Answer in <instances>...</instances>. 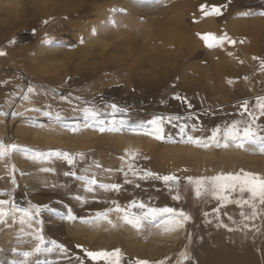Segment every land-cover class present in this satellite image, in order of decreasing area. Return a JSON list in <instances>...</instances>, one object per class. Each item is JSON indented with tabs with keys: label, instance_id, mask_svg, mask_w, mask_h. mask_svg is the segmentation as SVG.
<instances>
[{
	"label": "rangeland",
	"instance_id": "374dc122",
	"mask_svg": "<svg viewBox=\"0 0 264 264\" xmlns=\"http://www.w3.org/2000/svg\"><path fill=\"white\" fill-rule=\"evenodd\" d=\"M68 1L22 0L11 17L13 24L0 14V44L10 45L11 59L24 60L23 65L10 69L13 74L0 77V264H55L58 262L43 259L50 246L64 249L72 243L83 250L91 264H96L94 258L100 252L116 260L117 246L127 244L129 235L135 234L133 226L139 222L146 230H154L149 235L156 241L154 248L168 246L174 240L177 244L156 259H134L126 253L123 258L128 261L122 264H199L200 217L232 192L251 190L264 195V177L222 169L210 154L218 156L232 145L258 150L262 144L251 142L249 134L244 133L234 139L227 135L217 140H191L180 130L165 136L168 116L163 113L171 114L176 102L183 109L190 106L187 97L200 96L198 79L206 76L215 80L214 75L219 73L221 87L207 95L209 108L241 111L249 120L264 117V78H260L264 54L244 50L249 44L241 41L247 39H240L247 29L264 27V0H215L221 3V16L210 12L186 17L183 23L198 41L192 38L194 51L185 56L184 62L198 64L196 68L187 66L182 78L178 73L183 66L175 60L183 58L186 45L175 50L172 40L165 39L166 29L155 28L159 22L155 13L163 12L173 1L182 4L183 0ZM113 1L116 7L107 8V20L101 21L103 12L95 5ZM198 2L202 7L212 5L210 0ZM37 5L49 15L41 10L39 16ZM54 7L55 11L51 9ZM128 13L132 18L115 22ZM40 17L47 20V28L31 24ZM108 17H113L115 24ZM25 19L29 25H18ZM132 19L137 23H130ZM213 28L220 33L218 40L215 36L209 40ZM86 29L98 33L86 39ZM143 32L149 33L150 47L155 44L152 50L143 49ZM261 43L264 47V40ZM172 46L169 53L175 59L161 54ZM217 50L221 51L218 55ZM154 52L157 61L149 58ZM175 73L178 80L174 79ZM161 77L165 78L163 85L157 84ZM241 83L248 85L244 92L239 90ZM137 84L149 86V91L135 93ZM224 127L231 131L230 125ZM169 148L177 150L176 156L168 153ZM193 149L205 157L201 158V167L192 165L190 171L187 165H172L176 157ZM263 152L259 154L264 157ZM138 161L144 165L139 167ZM125 168L141 174L154 172L159 182L151 186L143 181L141 197L145 202L125 198L93 211L91 217L67 208L62 192L47 183L53 172L66 170L80 181L94 174L99 181L112 185L121 180ZM156 205L161 206L152 209ZM10 216H15L16 222L11 221L14 228L9 226ZM108 216L115 229L105 236L102 228ZM130 218H138L139 222L131 224ZM58 220L65 223L54 232ZM174 222H180L179 230L173 229Z\"/></svg>",
	"mask_w": 264,
	"mask_h": 264
},
{
	"label": "bare ground",
	"instance_id": "6f19581e",
	"mask_svg": "<svg viewBox=\"0 0 264 264\" xmlns=\"http://www.w3.org/2000/svg\"><path fill=\"white\" fill-rule=\"evenodd\" d=\"M21 1L22 0H0V14H3L7 18H9L10 20L9 22H11V24L14 23L13 18L11 17L14 15L15 9L18 10V8L21 6ZM210 1L211 2L209 3H211L212 5L208 7H202L199 4L198 0L197 1L191 0L190 4L185 3V0H183L182 4H179L173 1L171 4H169V7L167 9L165 10L163 9L164 10L163 12L158 11L160 12L158 13V15L157 13H155L156 14L155 17L159 18V22L155 25V28L158 27L160 29L162 28L166 29V32H167L166 34L168 35H165V39L172 40L175 50H176V47H180V46L183 47L184 44L186 45V47H183V55H181V57L183 58L181 59L179 57L177 60H175L176 63L178 62L177 63L178 65L182 64L183 66L182 67L183 70L178 73L179 74L178 76L181 78L183 75V71L187 68V66L196 68L198 64V62L197 63L196 62L189 63V61L188 63L184 62L185 56L189 54H193V51H194L193 44H195V42H192V38L195 39L196 34L192 30H189L184 25L183 20L186 17H189L191 15L203 16L204 14L210 13V12L213 13V15L221 16V5H219L221 3L219 2L216 3L215 0H210ZM65 2L69 3L68 0H65ZM48 3H50V1H48ZM41 5L44 6V4H41ZM41 5H37V7L39 6V8H37L38 9L37 12L38 11L40 12L41 10H43ZM48 5L51 6V4H48ZM64 7H65V3H64ZM68 7L66 6L65 8H68ZM112 7L114 8L116 7L114 1L108 3L105 6L95 5V8L98 9L99 12H103L102 15L100 16L101 21L107 20L106 18L108 15L105 13L107 11V8L109 9ZM47 8H50V7H47ZM58 8L59 7H57V10ZM51 9L54 10L55 7ZM66 10L68 11V9ZM43 11L44 13L45 12L47 13V11L45 10ZM39 12H38V15H39ZM46 15H49V14H46ZM42 18L43 17L33 20L31 24L34 25L35 27L47 28L48 27L46 24L47 20H45V18L43 20ZM129 18H132V15H130V13L123 14L122 16H119L115 22L119 23L121 20L124 21V19L127 20ZM108 19L112 20V24H115V22L113 23V17L112 18L108 17ZM134 19H132V21H129V22L135 23L136 20ZM129 22L126 21V24H129ZM49 23L50 21L48 22V24ZM18 25H29V23L25 19V20H21ZM139 28H141L142 30L143 26H140ZM97 30H99V28H97ZM97 33L98 31H95V29L90 32H88L86 29L83 34L86 39H92L94 34H97ZM210 33L211 34L208 36L209 40L212 39V36H215V38H217V36L220 35V33L214 31V28L210 31ZM153 34L151 37H153ZM143 36H144L143 37L144 38L143 49H148L150 47L148 42L151 43L149 39V33L143 32ZM240 37H241L240 39L242 38L247 39V40H241V41L245 43L247 42L246 44H249V46L244 44V46L246 45L244 50L245 49L247 50L255 49V52H257L258 55L263 56L262 54H264V47L263 45H261L262 44L261 41L264 40V27L263 26L251 27L247 29V31ZM159 38H162L163 40L162 36ZM217 40H214V41H217ZM195 41L197 42L198 39H195ZM206 42H209V41H206ZM188 43H190V45H187ZM152 46L150 47L151 50L155 47V46L153 47ZM180 48H178V50ZM172 49H173V46L170 47L169 49H163L161 54L172 57L173 55L169 53V50H172ZM9 50H10L9 44L8 45L7 43L5 45L0 44V77L2 75H4L5 77L10 76V74L14 73L10 69L14 67H18L19 65H23L24 63L23 62L24 60L21 61L16 58L11 59L12 54H10ZM90 51H89V54H90ZM210 51H214L213 48H210ZM220 52L221 51L217 50L215 54L218 55L220 54ZM149 58L151 60H156V61L158 60V56L155 55V52L152 53L151 57ZM213 67L214 66H212V68ZM76 70L77 69L75 68L73 72L74 76L76 74ZM173 76H175L174 79L178 80L176 73ZM220 77H221V74L219 73L214 75L215 80H212V77L211 79H208V77L202 76L200 79H198L199 80L198 85L201 89L199 98H195L192 96L187 97L186 100L189 101L190 106H186L185 109H183L181 105L180 106L178 104L176 105L177 103L176 102L175 105L172 106V109H170V111L173 114H177L176 116H174L172 113L171 114L163 113L164 115L168 116V118H166L164 121L166 123L165 125L166 130H164L165 132L164 135L166 136V135L176 132V130H180V131H184L186 135L190 137L191 140H203V139H206L207 137L209 139L217 140L216 138H219V139H221V137L225 138V136L228 137L227 135H230V137L234 139V137L237 138L243 133L245 135L249 134L250 136L248 135L249 137L248 139L251 142H254L255 144H262V146L257 147L258 150H254L253 147H249L247 145H245L246 147L243 146L241 149H238V147L232 145L226 149H222L221 154H219L218 156H216L217 154L216 155L214 154V156L213 154L212 155L210 154V158L214 160V164L221 166L222 169L226 168V169L231 170L233 168L232 170H235L236 172H240L244 174H251L252 176L264 177V157L261 156L262 154H259L264 151V117H259L256 119L249 120L248 117H244L245 114L244 116L241 115V111L226 112V111H223L222 109V111L218 112L217 110H215L216 108H212V109L209 108L210 104H207V100H206V98H208L207 95L212 92L213 88L216 90L220 89L221 87ZM260 78H264V72L261 74ZM225 79L223 78V83L224 81H226ZM165 83L166 82H165L164 77H161L159 81L157 82V84H161V85ZM139 85L140 84H137L135 86V89H134L135 93L144 94L149 91V86L141 87ZM247 86L241 83L240 88H239L240 92L246 91ZM191 99L193 101H191ZM246 122H247V125L246 127H244L245 126L244 124H246ZM225 125H230V128H231L230 132L224 130ZM242 149L245 151H243ZM167 151L169 154L176 156L175 152L177 150L175 151L172 148H169ZM251 151H253L255 154L251 153ZM184 153L182 152V154ZM202 153L205 154V152H202ZM91 155L92 153L89 155V157ZM201 158L205 159V157L201 156V152H198L197 150L193 149V150L187 151L186 154L182 156L180 155V157H176V159L172 161L173 162L172 165H178V166L187 165L188 167L191 168L190 169L191 171L194 166L197 168L201 167V165L204 163L201 160ZM137 165L139 167L140 166L142 167L144 163L143 161H138ZM192 165L194 166L192 167ZM170 167L171 166H169V168ZM51 168H54V167H51ZM205 170H210V168L208 169L206 168ZM122 176H121L122 178H120L121 180H119L116 183L114 182L115 184L111 185V184H108V182L105 183L106 181H99L98 178L94 174H88L87 177L90 179L85 180V181H80L72 177V174L70 173V171L66 172V170H62V171L57 170L56 173L53 172V174L49 176V178L47 179V183L50 184L51 186H54L57 190H60L62 192L63 201H64V204L67 205V208H70V209L72 208V210H77L80 213H83L82 215H87L91 217L92 214H94L93 211L95 212L97 209H102L103 207L108 208L111 204L113 205L116 202H121L123 201V199L125 200V198L129 200L131 199V201L132 199L136 198V202H140V201L145 202L146 199L144 200V198L141 197L143 195V189H144V186H142L143 181L147 180V182L151 183V186H155L159 182L158 174L154 172H146V173L141 174L137 170L131 169V168L129 169L125 168L124 175ZM134 193H136L137 196H135ZM157 206H161V205H156L152 209H154ZM12 214H14V212H12ZM14 217L15 216H13V218ZM13 218L10 216L9 221H8V223L10 222L9 226H11L12 228L16 227V226H13L12 224V222L13 223L16 222V220L14 221ZM106 220L108 221L103 223V226H106V227L102 228L103 230L102 232L105 236H107L110 232H112L115 229V226H113L111 220H109V216L106 217ZM19 221H21V219ZM137 221L139 222L138 218H130L131 224H134ZM64 223H65L64 220H58L56 229L55 230L53 229L54 232H57L59 228L61 227V225L62 226L64 225ZM109 223H111L112 228H109ZM180 225H181L180 222H174V225H172V227L173 229L179 230ZM133 227H134L135 234L129 235L128 238L130 240L129 241L127 240L128 241L127 244L123 242V246L121 247L120 245L117 246L118 248L115 250V253L117 254L118 258L116 260H109L107 253L100 252L99 256L94 258L97 261L95 263L96 264H120V263L122 264L123 262L128 261L123 258V255H125L126 253H129L132 256H135L134 259H156V258H159L169 253L175 247L174 245L177 244V240H174L173 242L168 243V246H166L167 244L166 245L164 244L165 246L161 248L160 247L154 248L153 246L156 244V241L154 238L149 237L150 234H153L151 232H153L154 230H150V229L146 230V228L143 226V224H140V222ZM139 240H141V243H139ZM199 240H200L199 250H198V254L196 253L197 254L196 262H198L199 264H264V195L257 193L255 191H251V190L250 191L240 190V191H236L234 193L232 192L228 194L227 197H225L224 199H221V201L215 204V206L211 210H208L206 213L203 214V216L200 217ZM61 241H63L64 243L66 242L65 239H61ZM67 249L69 250L67 251ZM87 250H91L90 247H88ZM83 254H84L83 250L81 251V248H79V246L75 247V243L68 244L64 249L57 248L55 244H52V246H50V248L47 250L46 255L44 254L43 259L46 262H50V263H54L53 261L58 262L55 264H78L77 261L79 260L83 261V263H80V264H91L92 262H90L89 259H87L85 254L83 256ZM67 256H69L68 258V260L70 261V262L68 261L69 263L66 262ZM80 256L82 257L80 258Z\"/></svg>",
	"mask_w": 264,
	"mask_h": 264
}]
</instances>
